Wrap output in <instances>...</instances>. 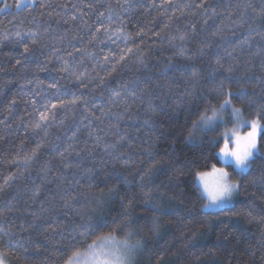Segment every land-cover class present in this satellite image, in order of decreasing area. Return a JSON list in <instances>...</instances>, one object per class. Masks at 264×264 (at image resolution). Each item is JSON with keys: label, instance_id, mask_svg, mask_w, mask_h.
I'll return each mask as SVG.
<instances>
[{"label": "trees", "instance_id": "obj_1", "mask_svg": "<svg viewBox=\"0 0 264 264\" xmlns=\"http://www.w3.org/2000/svg\"><path fill=\"white\" fill-rule=\"evenodd\" d=\"M200 2L36 0L20 10L0 11V40L4 41L0 44V184L7 177H16L13 186L0 193V211L6 212L0 228H11L13 243L20 248L9 254L8 264H62L72 229L90 230L87 243L91 244L112 232L124 238L117 225H123L125 231L130 227L136 233L134 240L142 241L136 264H264L260 162L253 175L242 180L233 207L206 212L192 173L207 171L217 163L208 150V140L234 120L225 112L218 131L200 130L189 136L199 114L209 104L220 102L212 89L229 66L236 76L244 77L241 84L248 99L264 96V17L259 15L264 0H204L207 13L195 7ZM249 3L252 8L246 7ZM89 4L95 7L89 8ZM107 5L113 9L111 21ZM100 12L105 16L100 17ZM101 23L111 33L122 29L121 38L113 35L109 39L101 33L93 40L94 29ZM191 24L197 27L198 39L207 38L212 47L200 57L195 55V43L187 45L188 54L195 55L189 62L179 58L163 37L190 30ZM17 30L41 33L40 45L22 61L27 73L15 64L23 49L6 39ZM125 35L131 38L127 47L139 48L147 66L131 57L116 64L112 72L115 61L104 64L103 58L120 54ZM53 49L58 50L55 55ZM217 54L223 57V68L214 63ZM50 56L47 70L37 71ZM57 57L77 66L89 79L95 77L99 83V77H105L106 82L92 92L79 88L61 78L64 74L57 69L62 61ZM193 65L201 70L195 83L186 79L185 68ZM34 72L42 85L25 83V76L32 79ZM56 81L64 99H70L71 93H83L105 110L110 107L109 95L121 92L120 106H111L117 115L96 120L83 108L57 110L46 129L34 130L32 122L43 111L46 98L55 102L47 84ZM132 92L135 98L129 95ZM125 100L131 105L127 111ZM233 105L244 109L245 119L256 112L238 99ZM149 117L151 121L145 125ZM37 145L41 146L38 150ZM33 151L37 157L25 167L24 159ZM60 153H64L63 159ZM254 177L255 184L251 183ZM35 189L39 196L34 202ZM61 197L71 201L70 207H63ZM10 207L13 210L8 212ZM32 212L40 219L28 228L33 223ZM21 224L28 230L23 231Z\"/></svg>", "mask_w": 264, "mask_h": 264}, {"label": "snow or ice", "instance_id": "obj_2", "mask_svg": "<svg viewBox=\"0 0 264 264\" xmlns=\"http://www.w3.org/2000/svg\"><path fill=\"white\" fill-rule=\"evenodd\" d=\"M32 4H35L36 0H30ZM17 8L23 6L22 0H17L15 4ZM46 5H41L45 7ZM12 5L7 3V0H4V8H10ZM75 8L76 5H73ZM89 8H94L95 5L89 4ZM185 7H191L186 5ZM195 7L198 10H202L204 13L208 12V7L205 5L204 0H201L199 4H196ZM247 8H252L253 5L249 3ZM4 9H0L3 11ZM113 9L111 5L106 6V12L108 13V19L111 21ZM181 15H184L183 9H180ZM212 13L215 14V9H212ZM195 15V13H192ZM83 15V13H81ZM259 15L264 17V5L261 6ZM100 17L105 16V12L99 13ZM72 19H76L75 16ZM171 19V18H170ZM207 23V21H205ZM168 27L167 24L164 26ZM189 29H185L183 33H177L174 36L163 37L168 40L169 44L176 49V55L185 60L193 61L195 55L203 57L206 54V50H211V43L207 38L198 39V31L195 24H191ZM122 29L118 30L115 33H111L109 27H106L101 23L98 27L94 29L93 40L98 39L99 35L103 33L105 36H108L109 39L115 35L116 39L121 38ZM163 31V29H162ZM219 31V30H217ZM14 35L15 39H12ZM143 38V33L139 34ZM157 37L161 36V33L154 34ZM213 36L217 35V32L212 33ZM6 39L11 40L13 46L21 47L23 50L19 53V58H15V64L21 66V71L27 73L28 69L24 66L22 61L28 55H31L35 52L36 46L41 43V33L40 32H21L17 30L14 34H9ZM125 41V48L120 51L118 56L105 55L103 58L104 64H108L113 60L115 63L112 66L111 71H116V64H121L127 61L131 57L138 58V62L146 67L145 61L142 58V54L139 50L127 47V42L131 39L129 36L125 35L123 37ZM179 41V44H176L175 41ZM115 42V40H113ZM4 41L0 40V44H3ZM91 43V41H90ZM195 43V55L188 54L189 44ZM58 51L53 49L52 55H55V52ZM228 56H231V53H226ZM71 55V53H69ZM58 60H61L62 63L57 69L59 73H63L64 76L61 78H67L69 81L74 82L79 88L88 89L90 92L95 91L96 88L101 87L106 81L105 77H99V83L96 82V78L93 77L89 79L87 74L79 71V68L75 65L70 64L67 61H63L62 57H57ZM223 57L219 54L216 55L214 61L215 65L219 68H223L222 63ZM52 62L51 56L47 58L46 63L39 67L37 71H46L47 65ZM171 61H169L170 63ZM188 72L187 80L195 83L201 78V70L197 69L195 65L191 68H185ZM226 75L223 79L219 81L218 84H215L212 91L216 97L220 98L218 104H209L202 113L199 114V118L192 123L193 131L189 133L191 137L193 132L203 130L205 133L216 132L219 130V125L224 123V113L227 112L229 117L237 121L239 127H234L231 130H225L220 133L219 136L211 138L208 140V150L213 153V158L221 166H217V163H212L209 170L201 171L196 170L192 173L193 178L198 185L199 198L203 201L202 208L205 210L214 211L217 209H223L228 207L232 198L235 194L239 192L242 187V180L246 179L248 176L253 175L254 169L257 166V161L260 162V174L259 182L264 184V152H261V148H264V96H260L259 99H248L249 93L241 84V80L244 77H238L235 75L234 69L232 66H229L225 69ZM111 75V72L108 73ZM250 79V78H249ZM36 83L42 85L43 81H40L36 73H32V79H27L25 76V83L31 84ZM233 85H236L235 90H233ZM47 89L51 97L55 98V102H52L51 99L46 98V103L43 105V111H38V119L32 122V127L34 130H43L54 120L56 111L63 110L65 112L74 111L79 108H83L84 111L88 112L94 119L102 120V117H106L109 114L117 115L112 112L111 106L119 107L118 98L121 97V92H114L109 95L108 102L110 107L105 110L99 105L93 103L88 96L83 93L76 95L71 93L70 99H64L65 93L61 91L59 82H52L47 84ZM103 95V92H101ZM131 97L135 98L136 93L132 92L129 94ZM253 96L255 93L252 94ZM241 100L242 103L248 104L256 108V112L251 119H242L244 115V109L242 107H236L233 105V100ZM15 103V101H13ZM35 104V102H33ZM131 105L127 103V100L124 102V110ZM151 108V105H149ZM99 110L101 115L97 116L95 110ZM151 117L144 121L145 125L150 123ZM239 128H247L248 130L244 133L239 131ZM91 135V133L89 134ZM75 139V137H73ZM40 145H37V150L40 148ZM71 147V145L69 146ZM80 155V153H76ZM61 158H64V153H60ZM37 157V151H33L30 157H25L24 165L27 167L35 158ZM67 168L68 165H65ZM91 172V169L87 170ZM239 177L240 179H236ZM16 177L11 176L4 179L3 184H0V193L6 192L9 188L13 186ZM251 183H257V179L254 177ZM39 196V189H35L32 192V199L35 200ZM16 197H13L15 200ZM74 199V198H73ZM63 207H70L71 201L65 200L61 197ZM13 209L10 207L7 209L8 212ZM250 215V213H249ZM6 216L5 211H0V219H4ZM31 216L33 218V223L28 225V228L35 227V221L39 220L40 217L36 212H32ZM115 223V221H113ZM23 231H27L28 228H25L23 224L20 225ZM81 229H84V226H80ZM117 229L123 233L124 238L120 239L116 232L109 233L106 236L99 237L98 241H93L91 244L87 243V233L90 231L84 229L82 231H77L72 229V232L68 234V239L70 243L63 249V259L62 264H133V256L137 250L142 248V241L135 240L133 242L136 233L130 229L125 231L123 225H117ZM55 231V229H53ZM12 232L11 228L4 229L0 228V264H7V258L11 252H19L20 248L17 244L13 243L10 233ZM75 233V234H73ZM4 236H8L7 240L3 239ZM81 248H84V251H81ZM25 251L27 249H24Z\"/></svg>", "mask_w": 264, "mask_h": 264}, {"label": "rangeland", "instance_id": "obj_3", "mask_svg": "<svg viewBox=\"0 0 264 264\" xmlns=\"http://www.w3.org/2000/svg\"><path fill=\"white\" fill-rule=\"evenodd\" d=\"M7 3H8L9 5H12V7H10V8H4V0H0V9H4L2 12H8V11H11V10H20V9L26 7V6H33V5H34V4H32V3L30 2V0H22V4H23V6L20 7V8H17V7L15 6V4L17 3V0H7ZM242 119H245V117H242ZM224 120H225V118H224ZM234 127H239V124H238L237 121H234V123H232L229 127H227V125H224V126H223L224 130H223L222 132H224L225 130H231V129H233ZM247 130H248L247 128H239V131H240L241 133H244V132H246ZM220 166H221V165H220ZM218 167H219V166H218ZM197 186H198V185H197ZM237 194H238V193H237ZM237 194H235V195L233 196L231 204H230L228 207H225V208L233 207V204H234L236 198L238 197ZM223 209H224V208H223ZM203 210L206 211V212H210V210H205V209H203ZM218 210H222V209H217V210H214V211H211V212H215V211H218ZM120 239H123V238H120ZM96 241H98V240H96ZM133 242H135V240H133ZM139 251H140V249L137 250L136 253H135L134 256H133V264H136V261H137V259H138ZM7 264H8V263H7Z\"/></svg>", "mask_w": 264, "mask_h": 264}]
</instances>
